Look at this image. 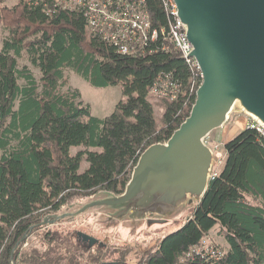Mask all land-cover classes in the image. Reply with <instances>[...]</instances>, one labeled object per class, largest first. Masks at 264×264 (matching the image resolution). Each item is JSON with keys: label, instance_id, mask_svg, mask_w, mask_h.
<instances>
[{"label": "trees", "instance_id": "1", "mask_svg": "<svg viewBox=\"0 0 264 264\" xmlns=\"http://www.w3.org/2000/svg\"><path fill=\"white\" fill-rule=\"evenodd\" d=\"M5 1L0 0L7 32L0 48V264H104L112 256L108 247L74 248L60 232L46 235L43 252L22 254L21 248L44 228L43 217L74 200L100 192L121 196L140 156L166 143L189 117L203 80L172 46L165 52L158 43L145 55L122 56L88 31L81 12L63 10L55 0H17L11 8ZM146 2L154 28L167 27L171 16L162 0ZM24 58L39 79L21 65ZM69 71L95 88L121 86L124 100L109 117H94L69 85ZM167 78L180 86L178 98L154 104L150 90ZM260 129L250 124L225 144V161L199 205L138 264H264ZM72 148L84 150L73 155ZM84 161L89 167L80 173ZM216 227L228 245L218 247L220 259L184 261ZM133 252L132 246L116 250V263L129 264Z\"/></svg>", "mask_w": 264, "mask_h": 264}, {"label": "water", "instance_id": "2", "mask_svg": "<svg viewBox=\"0 0 264 264\" xmlns=\"http://www.w3.org/2000/svg\"><path fill=\"white\" fill-rule=\"evenodd\" d=\"M173 1L203 78L189 117L166 143L140 156L121 196L99 193L79 211L49 215L41 226L92 209L108 210L115 221L111 229L124 221L141 223L136 231L146 223L148 228L166 225L204 197L216 160L205 139L224 127L233 111L244 112L264 129V0ZM121 229L132 233L133 228ZM78 238L90 248L98 243L83 233Z\"/></svg>", "mask_w": 264, "mask_h": 264}, {"label": "rangeland", "instance_id": "3", "mask_svg": "<svg viewBox=\"0 0 264 264\" xmlns=\"http://www.w3.org/2000/svg\"><path fill=\"white\" fill-rule=\"evenodd\" d=\"M16 3L17 0L5 1V5L9 8L15 6ZM6 36L7 32L3 29L0 23V48L2 47L3 40ZM21 65L30 66L26 58L21 60ZM31 69L39 79V71L32 67ZM67 77L69 85L73 89L79 90L82 96V101L85 104H89L91 106L92 115L96 118L105 119L109 117L114 112L116 106L122 100H124L121 86L95 88L82 78L75 75L72 71L67 73ZM151 99L154 104L158 105V97H152ZM157 105L155 107V114L158 118H160L162 115V110ZM250 124L257 125L258 123L244 112L235 110L230 114L228 123L224 127L212 132L205 139V144L212 150L216 158L213 173H217L221 169L220 162H222L223 165L225 161V144L237 137V135H239V133L244 130L243 128ZM82 150L84 149L72 148L71 152L73 155H75L77 152ZM88 167L89 164L84 161L81 164L80 173H84ZM95 196L87 199L74 200L72 203H69L63 207L58 213L46 215L42 218V221L49 215H63L77 212L86 204L97 200ZM107 211L108 210L105 209H92L91 211L75 218L65 219L57 224L44 226V228L35 231L30 236H28L26 243L21 248V253L29 254L33 250H39L42 252L45 251L49 246L48 239L46 238V235L49 232H60L63 234V236L69 235L71 240L69 245H72L74 248H77V245L80 247H89L88 244L82 242V240L78 238V233H83L97 239L100 242V244L95 245L93 249L99 250L102 248V246H104V248H109V252L112 254V256H107L105 261L106 263L116 262V259H119V255L113 254L116 252V250L119 251L120 249H124L125 246H132L134 252L130 256L129 260H137L138 264L139 258L145 252L155 248L159 241H161L167 235L177 231L183 225V223L190 216L192 209L184 211L170 222H167L166 225L153 226V223H151L150 228H148L146 223L141 228L139 227L137 231L136 228L141 223L136 221L120 222L117 225L118 227L111 229L110 227L114 226L115 221L110 220ZM121 226H131L133 228L131 229L132 233H129L127 230H122ZM219 240L216 235H212V237L210 236L206 238L205 244H211L217 246V248H222L218 242ZM81 254L82 253L80 251L79 255Z\"/></svg>", "mask_w": 264, "mask_h": 264}, {"label": "built area", "instance_id": "4", "mask_svg": "<svg viewBox=\"0 0 264 264\" xmlns=\"http://www.w3.org/2000/svg\"><path fill=\"white\" fill-rule=\"evenodd\" d=\"M55 2L63 10L83 13L88 31L100 36L113 46L118 54L139 57L152 52V46L158 43L160 49L165 52L172 46L182 54L194 77L203 80L196 60L190 57L192 46L188 42L186 28L177 16V6L173 0H162L171 19L167 27L160 29L153 26L146 0H55ZM179 92L180 86L167 78L157 82L151 88L150 95L175 101ZM251 125L261 128L260 131L264 133L260 125ZM220 166L222 167V162ZM218 172L213 174L212 179ZM205 240L192 248L184 261L196 258L209 262L219 260L222 256L221 250L215 245L205 244Z\"/></svg>", "mask_w": 264, "mask_h": 264}, {"label": "crops", "instance_id": "5", "mask_svg": "<svg viewBox=\"0 0 264 264\" xmlns=\"http://www.w3.org/2000/svg\"><path fill=\"white\" fill-rule=\"evenodd\" d=\"M249 126V125H248ZM247 125H246V127L245 128H247L248 127ZM245 128H243V129H245ZM191 215V214H190ZM212 235H216L217 237H218V242H219V244L221 245V247L224 249V250H226L227 248H228V245H227V243L225 242V240H224V238H222L221 236H219V228L218 227H216L214 230H212L211 232H210V234H209V237L211 236L212 237ZM129 264H137V260H133V261H130V263Z\"/></svg>", "mask_w": 264, "mask_h": 264}, {"label": "flooded vegetation", "instance_id": "6", "mask_svg": "<svg viewBox=\"0 0 264 264\" xmlns=\"http://www.w3.org/2000/svg\"><path fill=\"white\" fill-rule=\"evenodd\" d=\"M81 240H82V239H81ZM82 242H83V240H82ZM84 243H85V242H84ZM86 244H88V242H87ZM97 244H100V242L98 241ZM105 263H106V262H105ZM112 263L117 264L116 262H112Z\"/></svg>", "mask_w": 264, "mask_h": 264}]
</instances>
